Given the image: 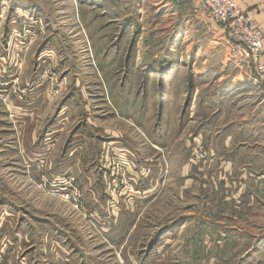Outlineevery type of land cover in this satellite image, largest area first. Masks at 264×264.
<instances>
[{
  "label": "rangeland",
  "instance_id": "374dc122",
  "mask_svg": "<svg viewBox=\"0 0 264 264\" xmlns=\"http://www.w3.org/2000/svg\"><path fill=\"white\" fill-rule=\"evenodd\" d=\"M248 65L202 0H0V264H264Z\"/></svg>",
  "mask_w": 264,
  "mask_h": 264
},
{
  "label": "built area",
  "instance_id": "2783aa9c",
  "mask_svg": "<svg viewBox=\"0 0 264 264\" xmlns=\"http://www.w3.org/2000/svg\"><path fill=\"white\" fill-rule=\"evenodd\" d=\"M243 1L202 0V3L215 23L221 25L227 34L233 58L249 64L257 76L264 80V63L261 60L264 54V34L250 12L243 9Z\"/></svg>",
  "mask_w": 264,
  "mask_h": 264
},
{
  "label": "crops",
  "instance_id": "0c3cea01",
  "mask_svg": "<svg viewBox=\"0 0 264 264\" xmlns=\"http://www.w3.org/2000/svg\"><path fill=\"white\" fill-rule=\"evenodd\" d=\"M242 7L244 10L250 12L264 34V0H244ZM261 60L264 63V54Z\"/></svg>",
  "mask_w": 264,
  "mask_h": 264
}]
</instances>
